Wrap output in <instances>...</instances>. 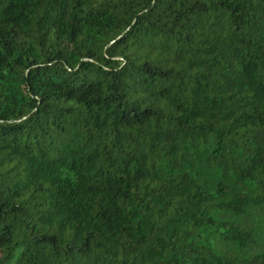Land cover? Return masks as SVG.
I'll return each mask as SVG.
<instances>
[{
    "label": "trees",
    "instance_id": "obj_1",
    "mask_svg": "<svg viewBox=\"0 0 264 264\" xmlns=\"http://www.w3.org/2000/svg\"><path fill=\"white\" fill-rule=\"evenodd\" d=\"M0 264H264V0H0Z\"/></svg>",
    "mask_w": 264,
    "mask_h": 264
}]
</instances>
